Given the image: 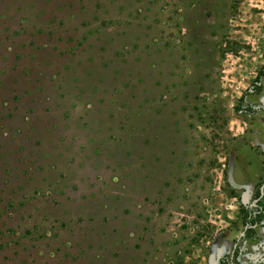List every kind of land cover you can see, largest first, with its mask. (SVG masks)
<instances>
[{"label":"rangeland","instance_id":"obj_1","mask_svg":"<svg viewBox=\"0 0 264 264\" xmlns=\"http://www.w3.org/2000/svg\"><path fill=\"white\" fill-rule=\"evenodd\" d=\"M261 72L264 0H0V264H264Z\"/></svg>","mask_w":264,"mask_h":264},{"label":"trees","instance_id":"obj_2","mask_svg":"<svg viewBox=\"0 0 264 264\" xmlns=\"http://www.w3.org/2000/svg\"><path fill=\"white\" fill-rule=\"evenodd\" d=\"M261 77H264V72H261L257 78L255 79L256 85L254 86L253 92H257L261 88ZM238 111H244L248 115H253L260 111V108H257L256 106H248L244 108L243 110L238 106ZM260 193L257 192L256 198H259ZM264 199V196H263ZM259 208L255 209L254 211L250 210V208L242 204L241 210H242V222L247 227V230L245 232L246 237H252L254 234L253 227L258 224L262 219V206L263 201L259 202ZM220 264H239V251L235 249L230 256H224L220 259Z\"/></svg>","mask_w":264,"mask_h":264},{"label":"water","instance_id":"obj_3","mask_svg":"<svg viewBox=\"0 0 264 264\" xmlns=\"http://www.w3.org/2000/svg\"><path fill=\"white\" fill-rule=\"evenodd\" d=\"M263 191H264V184H263V185L261 186V188H260V191H259L260 196H262ZM260 196H259V197H260ZM243 235H244V232L241 233V236H243Z\"/></svg>","mask_w":264,"mask_h":264}]
</instances>
